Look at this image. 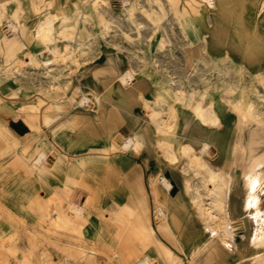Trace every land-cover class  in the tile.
<instances>
[{"label": "crops", "instance_id": "0c3cea01", "mask_svg": "<svg viewBox=\"0 0 264 264\" xmlns=\"http://www.w3.org/2000/svg\"><path fill=\"white\" fill-rule=\"evenodd\" d=\"M16 1L26 9L25 29L20 31L26 36L35 33L39 18L55 11L56 0ZM205 3L209 10L199 14L206 19L207 37L202 44L207 54L224 55L251 72L264 71V0ZM42 4L45 8L40 10ZM55 14L67 16L63 11ZM120 56L123 71L124 67L143 66L122 52ZM105 60L100 73L110 66L107 55ZM104 77L88 82L83 77L81 86L101 87L100 79ZM147 84L137 78L130 84L137 101L130 110L119 103L115 109L99 110L96 121L79 116L80 109L67 111L55 124L44 126L38 138L23 140V133L12 139L15 144L6 141L2 145L5 152L0 155V264H16L15 257L2 249L5 239L12 238L3 244L5 247L21 250L32 241V233L35 243L41 241L36 235L46 225L44 202L48 198L65 200L68 206L73 196L84 199L87 195L96 196L90 201L96 205L100 224L113 219L111 210L130 212L129 249L142 253L121 264H264V140L263 135L255 136L256 131H264V125L245 123L246 118L239 123V114L230 101L215 90L203 96L196 87L178 93L182 96L169 102L172 107L163 106L151 114L141 108L139 96L140 91L152 95L147 92ZM202 111L206 120L201 118ZM258 112L264 116V106ZM157 113L160 114L156 116ZM212 115L218 117L219 123L210 120ZM3 128L8 132L11 127ZM116 130L121 136V150L107 156L105 148L111 142L106 141ZM129 139L128 147H124V140ZM94 140L97 142L90 143ZM184 143L196 148L216 167L223 164V156L207 157L203 151L206 146L258 147V152L232 156L230 162L235 168L226 166L232 180L220 172L221 181L213 183L206 181L204 172L196 174L189 169L186 157L181 156L179 162L168 158L171 145L178 150ZM11 146L13 149L9 150ZM49 152H54L51 164L45 161ZM161 177L169 180L170 187ZM199 194L201 200L192 202V197ZM201 204L218 220L228 216L234 221L229 234H224L222 221L216 219L208 224L206 217L198 214ZM56 210H50L52 218L57 216ZM100 224L94 236L102 235ZM135 236L142 239L146 248L134 241ZM125 252L122 250L121 254ZM53 256L63 258L65 264H80L67 245Z\"/></svg>", "mask_w": 264, "mask_h": 264}, {"label": "rangeland", "instance_id": "374dc122", "mask_svg": "<svg viewBox=\"0 0 264 264\" xmlns=\"http://www.w3.org/2000/svg\"><path fill=\"white\" fill-rule=\"evenodd\" d=\"M54 7L53 13L38 19L35 33L26 36L20 33L25 29V6L16 0L5 3L0 0V155L5 152L2 145L6 141L15 144L12 139L23 133V140L38 138L44 126L55 124L67 111L80 109L79 114H74L96 121L99 110L115 109L119 103L130 110L137 104L129 89L134 78L146 80L147 92L152 94L139 93L150 101L145 105L140 96L141 108L146 112L160 111L163 106L171 105V100H180L182 95L178 93L196 87L203 96L215 90L230 101L239 114V123L246 118L245 123L254 121L255 125H264V116L258 112V108L264 106V71L251 72L224 55L207 54L202 44L207 37L206 19L199 14L209 10L205 0H56ZM43 8L45 4L40 10ZM57 11L67 16L55 14ZM27 46L30 49H26ZM120 51L143 66L124 67L123 71L119 66ZM101 55H107L110 63L104 73H100L99 68L105 67L107 61L105 58L99 61ZM119 73L126 74L123 80L126 83H120ZM94 74L95 77L91 76ZM102 76L105 77L100 79L101 87L81 86L83 77L88 82ZM201 118L206 120L204 111ZM216 118L212 115L210 120L218 123ZM3 125H9L10 132H6ZM260 135L264 140V131H256L255 136ZM119 138L116 130L111 140L106 141L111 142L105 148L107 156L121 150ZM203 151L209 158L220 154L223 164L214 166L194 147L192 152L187 151L190 154L180 153L177 160L171 155L168 158L179 162L181 156L186 157L189 169L196 174L204 172L206 181L218 183L216 178L220 172L231 174L226 166L234 167L230 162L232 156L256 154L258 147L206 146ZM53 153L49 152L47 164H51ZM198 197L201 200L202 196L196 195ZM55 199L48 198L44 202L46 225L36 235L40 242L35 243L32 233V241L25 250L3 245L12 238L1 243L2 249L15 257L16 264H65L63 258L53 256L63 245L71 248L80 264H121L122 260L129 263L142 253L129 249L128 209L111 210L113 219L100 224L96 205L91 203L95 195L84 199L73 196L68 206L65 200ZM54 208L57 216L52 218L50 210ZM200 213L208 224L217 219L212 211H198ZM217 221H222L225 231L227 229L226 233L223 231L225 235L234 226L228 216ZM99 224L102 235L94 236ZM137 233L142 235L140 231ZM134 241L146 248L140 237L135 236ZM120 249L126 251L125 254H121ZM5 261L8 263L7 259Z\"/></svg>", "mask_w": 264, "mask_h": 264}, {"label": "bare ground", "instance_id": "6f19581e", "mask_svg": "<svg viewBox=\"0 0 264 264\" xmlns=\"http://www.w3.org/2000/svg\"><path fill=\"white\" fill-rule=\"evenodd\" d=\"M18 7V6H17ZM73 7H75V3H74V6ZM18 9H16V11H17ZM46 61H49V60H45V62ZM119 75V79H120V83L121 82H125V81H123V80H125L126 79V74L125 73H119L118 74ZM126 81H128V80H126ZM126 83V82H125ZM130 89V88H129ZM131 93H132V91H130ZM140 96L141 97H143V95L142 94H140ZM148 97H150V96H148ZM144 98V97H143ZM144 100V104L145 105H147V104H149V100L148 99H146V98H144L143 99ZM155 112H156V110H155ZM152 114V113H151ZM217 119V118H216ZM214 120V119H213ZM218 120V119H217ZM217 122V121H216ZM219 123V122H218ZM18 127H19V125H18ZM135 134V133H134ZM240 136V135H239ZM110 137H113V134L110 136ZM109 137V138H110ZM116 137H114V139H115ZM133 138V137H132ZM127 139V138H126ZM134 139V138H133ZM129 143H130V139L129 140H124V147H128V145H129ZM132 143V142H131ZM142 144V143H141ZM184 144H186V143H184ZM181 147L178 149V151H175L174 150V148H173V146L172 147H170V149H171V151H170V154L169 155H171V157L172 158H174L175 160H177L180 156V153H188L187 151H189V152H192V150H193V146H191V145H189V144H186V145H184V146H182V145H180ZM188 154H190V153H188ZM188 156V155H187ZM191 156H193V155H191ZM207 166H209V165H207ZM213 166V165H212ZM211 167V166H210ZM213 168V167H212ZM192 169V168H191ZM216 169V168H215ZM199 170V169H198ZM212 171V173H213V170H211ZM216 173V172H215ZM224 174H226V173H224ZM226 175H228V177H230V179L229 180H232V176H231V174L229 175V174H226ZM246 175V174H245ZM218 176V175H217ZM215 177V176H214ZM216 178V177H215ZM214 178V179H215ZM220 178V176H218V178H216V180L218 181V182H220L221 181V179H219ZM161 179L163 180V182L167 185V186H169V180H167V179H165V178H163V177H161ZM211 180H213V179H211ZM229 180H228V182H229ZM162 182V181H161ZM164 183H163V185H164ZM207 183V182H206ZM205 184V183H204ZM171 185V184H170ZM229 186V185H228ZM170 187V186H169ZM227 187V186H226ZM220 189V188H219ZM208 190V189H207ZM227 192H228V190H226ZM196 192V191H195ZM208 193V192H207ZM200 195V194H199ZM207 195V194H206ZM227 196V195H226ZM202 198V197H201ZM223 198V197H222ZM195 199H199V197L198 198H196V196L195 197H193L192 198V200L195 202L196 200ZM230 199V198H229ZM226 201H227V199H226ZM198 204V203H197ZM227 204V203H226ZM202 206H199V208L200 207H202L201 209H202V211L204 210V211H206V210H208V208L206 207V205L205 204H201ZM76 207V206H75ZM197 208V207H196ZM212 208V207H211ZM208 211H211L210 209L208 210ZM204 213V212H203ZM206 213V212H205ZM201 215H202V213H200ZM211 215V214H210ZM198 216V215H197ZM213 219V218H212ZM218 220V219H217ZM216 220V221H217ZM216 225H217V223H216ZM214 226V225H213ZM217 227H218V225H217ZM221 228V227H220ZM227 228V227H226ZM221 230V229H220ZM227 232V229H226V231H225V233ZM222 233V232H221ZM229 236V235H228ZM229 238V237H228ZM197 245V244H196ZM203 245V244H202ZM224 246H226L225 245V243L223 244ZM228 245V244H227ZM200 248V247H199ZM199 250V249H198ZM141 262V261H140ZM140 264H142V263H140Z\"/></svg>", "mask_w": 264, "mask_h": 264}, {"label": "water", "instance_id": "95a60500", "mask_svg": "<svg viewBox=\"0 0 264 264\" xmlns=\"http://www.w3.org/2000/svg\"><path fill=\"white\" fill-rule=\"evenodd\" d=\"M104 58H105V56H104V55H101V56L98 58V60H99V61H102Z\"/></svg>", "mask_w": 264, "mask_h": 264}]
</instances>
